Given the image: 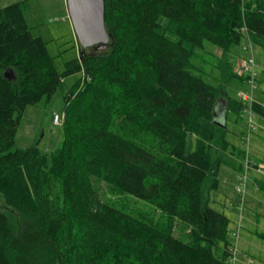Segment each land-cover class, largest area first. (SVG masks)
Instances as JSON below:
<instances>
[{
    "label": "trees",
    "instance_id": "1",
    "mask_svg": "<svg viewBox=\"0 0 264 264\" xmlns=\"http://www.w3.org/2000/svg\"><path fill=\"white\" fill-rule=\"evenodd\" d=\"M105 1L107 48L63 73L31 33L28 2L0 10V264H231V220L204 194L246 157L227 124L244 103L223 84L248 80L234 46L264 49V0ZM206 42L222 51L218 86L196 64ZM76 73L61 146L13 151L27 107ZM253 108L264 117V102Z\"/></svg>",
    "mask_w": 264,
    "mask_h": 264
},
{
    "label": "rangeland",
    "instance_id": "2",
    "mask_svg": "<svg viewBox=\"0 0 264 264\" xmlns=\"http://www.w3.org/2000/svg\"><path fill=\"white\" fill-rule=\"evenodd\" d=\"M23 1H27L29 4V8L25 11V18L33 37L42 38L46 42L58 72L63 73L66 64L78 59L84 52L70 16L67 0H0V10ZM206 45L205 51L208 52H202L204 61H197L196 64L204 68V80L218 86L222 83L220 79L222 74L217 68L220 66L222 51L207 42ZM248 45L247 41H243L240 46L233 47L235 53L231 56V62L235 74H241L245 60L250 57V51L245 49V46ZM253 48L257 66L256 76L257 80H261L264 76V49L257 45H253ZM98 50L96 47H89L85 52L93 54ZM80 79H82V73L66 77L62 86L50 100L44 99L36 106L27 107L18 127L13 151L39 147L42 153L51 154L61 146L64 138L65 97L70 88ZM223 86L236 98L240 91L249 90L247 85L240 86L238 80H231L229 83H224ZM257 87L255 100L264 102V83L259 85L257 83ZM224 111V105L223 107L221 105L216 114L219 122L224 121L225 117L223 118L221 115L224 114ZM55 115H60L62 118L59 125L54 123ZM253 121L249 137V126L246 119L241 118L236 121L235 116L230 114L227 122L230 129L228 139L246 152L245 160L241 159L240 164L245 166L246 160L250 159L259 165L257 168L262 170L261 166L264 167V117L255 112ZM220 153V148L215 145L214 157L218 158ZM240 164L236 162L234 165L223 164L220 167L219 189L209 192L207 186L203 207L205 208L209 202L211 208L230 218L232 236L235 232L239 234L238 239L232 237V242L237 247L236 264H264V239L257 235V232H264V190L258 185V181L261 180L256 178L257 174L262 171L256 167L249 170L245 205L241 210L237 187L242 185L240 176L244 172V167L241 170ZM100 187L107 195L111 194L110 188L106 184L102 183ZM114 197L121 199V195L118 194ZM138 202L145 203L142 200ZM140 204L137 203L138 206ZM240 221H242V228L239 230Z\"/></svg>",
    "mask_w": 264,
    "mask_h": 264
},
{
    "label": "water",
    "instance_id": "3",
    "mask_svg": "<svg viewBox=\"0 0 264 264\" xmlns=\"http://www.w3.org/2000/svg\"><path fill=\"white\" fill-rule=\"evenodd\" d=\"M70 16L78 37L84 49L96 47L99 50L107 48L111 35L106 26L105 0H67ZM224 114H221L223 118ZM226 122H219L220 125Z\"/></svg>",
    "mask_w": 264,
    "mask_h": 264
},
{
    "label": "built area",
    "instance_id": "4",
    "mask_svg": "<svg viewBox=\"0 0 264 264\" xmlns=\"http://www.w3.org/2000/svg\"><path fill=\"white\" fill-rule=\"evenodd\" d=\"M245 41L248 42V46H245V49L250 51V57L249 59L245 60V63L242 67V72L241 74L246 76L248 78L247 82H245V85L248 86L249 90L246 92L240 91L238 93V97L240 98V100H242V102L244 103V108L243 111L241 113V118L246 119V121L248 122V130H249V137H250V132L251 129L253 128V119L255 117V111L253 108V104L256 102L255 100V92L257 90V72H256V59L254 56V48H253V43L251 42V40L248 38ZM62 120L60 115H55L54 117V123L56 125H59ZM249 139V138H248ZM248 158V157H247ZM259 165L254 163L253 161H251L250 159L246 160V164H245V170L244 172L241 174L240 176V182H241V186L237 187V193L239 195V204H240V208L241 210H243L244 205H245V192H246V187L248 185L249 182V170L250 169H255V167L257 168ZM259 171L261 170V168H257ZM242 228V221L239 222V230ZM233 238H239V234L238 233H233ZM230 262L231 264H236L237 262V248L233 247L232 248V256L230 258Z\"/></svg>",
    "mask_w": 264,
    "mask_h": 264
},
{
    "label": "crops",
    "instance_id": "5",
    "mask_svg": "<svg viewBox=\"0 0 264 264\" xmlns=\"http://www.w3.org/2000/svg\"><path fill=\"white\" fill-rule=\"evenodd\" d=\"M262 167V172H260V173H256L257 174V176H256V178H258L259 180H261V181H264V167L263 166H261ZM242 169H243V164H242V167H241ZM241 169V170H242ZM255 171V170H254ZM256 172V171H255Z\"/></svg>",
    "mask_w": 264,
    "mask_h": 264
}]
</instances>
